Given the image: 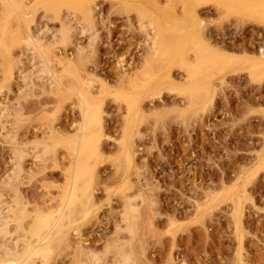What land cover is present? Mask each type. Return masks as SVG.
<instances>
[{
	"label": "rangeland",
	"instance_id": "1",
	"mask_svg": "<svg viewBox=\"0 0 264 264\" xmlns=\"http://www.w3.org/2000/svg\"><path fill=\"white\" fill-rule=\"evenodd\" d=\"M1 1L3 22L6 8ZM16 1L28 9L25 17L31 28L45 26L55 33L61 25L58 17L67 13L87 27L84 34L73 33L65 43L57 38L48 49V58L63 85L89 83L101 102L105 133L100 144L102 157L91 159L95 206L64 227L48 261L36 260V264H89L94 255L101 256L100 264H118L122 250L132 257L128 264H264V76H251L259 79L252 80L237 64L218 71L206 63L201 69L191 68L188 75L181 55L164 68L160 64L161 70L158 66L152 70L146 32L138 25L136 9L144 0H85L94 5L93 21L86 20L87 24L82 12L75 11V3L69 5L68 0H61L59 11L46 10L36 0ZM231 5L232 0H169L164 10L149 11L170 31L165 32L173 43L180 35L182 40L187 38L183 37L186 33L182 35L187 31L189 38L195 37L194 42L192 38L185 42H190V48L185 44L188 49L183 58L190 62L196 61L201 53L198 48L205 49L207 42L228 55L257 57L264 50V24L236 16ZM190 9L201 18L199 25L187 18ZM178 18L185 19L180 22ZM15 22L10 20L11 29V25L17 28ZM75 42L83 50L76 49ZM19 48L11 49L15 67L8 79L2 57L0 60V219L12 218L8 216L11 208L23 209L17 212L27 215L23 221L27 231L39 213L54 210L62 181V170L52 166V161H39L32 155L39 150L46 128L71 130L80 120V111L76 95L53 83L38 58L33 71L27 70L29 65ZM202 49L205 53L201 55L206 57ZM19 71H25L26 81ZM165 73L171 76V83L162 78ZM136 77H141V83L155 84L154 95L133 96L136 90L125 85ZM46 83L51 84V92L44 91ZM182 88L204 93H198L190 104ZM134 99L136 110L128 112ZM127 142L131 157L121 149ZM19 149L25 152L20 166L17 164L22 169L20 176L11 187L1 186L19 158ZM44 164L47 168L42 170ZM16 199L20 206L15 205ZM132 203L134 230L129 233L120 219ZM14 227L10 221L11 235L4 240L18 243L19 250L28 235ZM1 244L0 259L4 253Z\"/></svg>",
	"mask_w": 264,
	"mask_h": 264
},
{
	"label": "bare ground",
	"instance_id": "2",
	"mask_svg": "<svg viewBox=\"0 0 264 264\" xmlns=\"http://www.w3.org/2000/svg\"><path fill=\"white\" fill-rule=\"evenodd\" d=\"M144 1L145 3H140V5L138 4L136 7V9H139L138 12L140 13L139 20H138L139 24L138 23L137 24L139 25L141 29H143L146 32L145 43L148 46L149 57H150L149 59L151 62V64L149 63L148 65L150 66L153 64L152 70H154L156 66H158V69L161 70V68H159L161 67L160 64H162V68H164L163 67L164 65L166 66L168 63L171 64L173 59L175 61L177 56L181 55V57H179L180 62L186 66L184 68L188 72V75H189V72L191 71L190 70L191 68L201 69L203 65L206 63L209 65V67L215 68L218 71H221L228 65L237 64L241 66L243 69H246L247 73L249 72L248 74H250V76L248 77L250 78L251 76L257 77V76H260L261 74L262 75L258 78H261L262 76H264L263 75L264 74L263 73L264 72V50L263 48L261 52H259L260 50L258 51L259 55L257 57H246V56L238 57L236 55H233L231 52L229 53L230 55H228L227 54L228 52L226 51L227 52L226 53L225 51H223V49H219L220 47L217 48V50H215L209 44V42H207L210 46L207 43L206 44L208 46H206V44L204 43L203 45L205 49H202L203 47L198 48L200 50H197V52H201V53H199L200 57H199V54L197 53L198 56L196 55L195 57L196 61L190 62L189 60L183 58V55L185 54L186 49L190 48L189 47L190 42L185 43L187 40L192 38V37L189 38L190 32L187 31L188 34L187 32L182 33V35L186 33L185 36L183 35V37H186L188 35L187 37L188 39L183 38L184 40H182L181 39L182 36L180 35L181 38L179 37L177 39L178 41L176 40L178 45L177 43H173L172 42L173 40L171 41L168 38L170 35L166 33L170 31H167L166 29L164 30V27L161 21L159 20V18H157V16L154 14L152 15L149 11L150 8H153L159 11L164 10L167 7V1L169 0H165V1L163 0L164 2L161 0H144ZM1 3L6 8L5 19L3 20V22H0V60L2 57L1 62H4L2 67L5 73V79L6 78L8 79V77L11 74H13L12 72L15 67L11 59V49H13L14 46H17V47L19 46L22 51L21 53H23L24 56L26 57V63L29 65L30 70L29 69L27 70L29 72L33 71V68H35L37 63L45 65L44 66L45 69L48 70L52 78H54L55 80V81H52L51 79L53 83H57L60 86L62 85L61 87L64 88L63 91L76 95L77 97L76 99H77V103H78L79 111H80V120L78 124L71 130L69 129L66 131H58V129L57 128L55 129L52 125L49 128H46L47 130L45 129V137L41 138L42 141L39 142V150L35 152L34 155H32L35 157V159L38 157L39 161L46 162L50 160L52 161V166L58 168L59 170H62L61 171L62 181L60 183L61 185L58 186L56 200H55L56 205L54 206V210L52 212H49L48 214L39 213V215L36 216L32 220V222H30L29 227L26 231L24 228L25 223L23 224V221H24V218H26L25 216L27 215L18 214L17 210L19 211V213H21L23 209L22 211H20L16 207L18 206V204L19 206L21 205L20 202L16 199L17 200V204H15L16 205L15 207L17 208L16 211L14 210L15 208H11L12 210H10L9 209L10 206L7 207L9 211L10 212L12 211L13 213V216H12V213H10L11 216L8 215L9 217H12V218L10 219L2 218L3 220L0 219V222L2 221V223L0 224V244L3 243L1 244V247L6 245V243L8 244L10 242L9 239H8V242H5L7 235L9 234L8 227H9L10 221H14L16 230L17 229H19L20 231L25 230L26 232H24L23 235L25 236L26 234L28 235L26 236V238L28 237L27 239H25L26 241H24V239L23 240L21 239L24 242V246L23 247L20 246L19 250L17 248L19 246L18 243H17L18 245L15 243H12L13 244L12 245L11 243H9L10 246L9 245L4 246V248L1 249V251L3 250L4 253L1 256L0 264H36L37 262L36 260L38 261L41 260L40 263L41 262L46 263V261H48V258H50V254L53 250L54 243H57V241H60V238L62 236V235L60 236V233L64 230L63 228L75 222V220H77L80 215L85 216L88 213H90L92 208L95 206V203L93 204L94 198H93V193H92L94 189L93 188L94 181H92V176H93V170L95 169V165L91 163V159L92 158L99 159L102 157L101 154H103L100 149V144H102L101 143L102 138L105 136L104 135L105 133L103 132L104 125L102 122V106H101V102L97 101L98 98H96L95 95L92 93L89 83L84 82L85 80L77 82L76 84L72 83V86L63 85L62 84L63 82H61L60 77H57L53 71L54 69L53 70L51 69L53 67H51L52 64L50 66V60L48 58V51H50L48 49L50 48L52 44L54 45L57 38L62 43H65L70 40V37L73 33L74 35L84 34L85 30H87L86 29L87 27L85 28L83 26V23L78 22V20L74 21L73 19L74 16L72 15L73 17H71V13H67L68 11H66L67 14L65 15L63 14L61 15V17H58L59 20L61 21V25H60V28L57 29V31H55V33L48 32L47 28L45 29V26L43 27V29H41V27L39 28V26H36L35 29L32 27L33 28L32 30L30 26L31 23L29 24V21L25 17L26 14L28 13V9L26 7L22 6L17 1L15 2V0H2ZM36 3L39 5L41 4L40 6H43L46 10H53V11L59 6L61 7L63 5L61 0H36ZM68 3L69 5L75 3L73 5L74 9L75 11L82 12V15L84 16V21H83L84 23H86V20L87 22L93 21L94 5L90 4L88 1H85V0H68ZM168 4L171 5V3H168ZM66 6H68V4ZM71 9L73 10V7ZM229 9L231 12L235 13L236 16H239L241 18L243 17L242 19L245 18L246 21L264 24V0H232V5L230 6ZM191 10L192 9H190V11ZM58 11H59V8H58ZM180 18H182V16ZM187 18H190L189 20L193 21L195 24L198 23V25H199V22H201V18L198 17L195 10L189 12V17ZM10 20H13V22L16 21L15 23L17 24V28H13L12 25H11L12 29L10 28ZM183 20L179 19L178 21L182 22ZM41 34H43L42 37H41ZM167 34L169 35L168 37H167ZM88 36L90 38L91 35H88ZM202 37L203 36H201V38ZM194 38L195 37H193L191 40H193ZM89 42H91V40H88L87 44H90ZM180 42H182V44ZM193 42L191 41V43ZM185 44H187L188 48ZM75 47L79 51L83 50V48L80 45H78L77 42H75ZM201 49L203 51L206 50V53H207L206 57L204 56L205 54L201 55L202 53H205V52H202ZM219 50H221L222 52ZM177 52L179 54H176ZM174 53L176 55H174ZM171 56H176V57L172 58ZM201 56L202 57L204 56V57L202 58ZM36 59H37V63H34ZM153 66H155L154 69H153ZM23 72L25 71H19L18 74H19V77L22 78L21 80L26 81L27 76L23 75L22 74ZM148 76L150 77L151 75H148ZM140 78L141 77H139V80L137 77L131 78L129 79L128 83H126L125 85L126 89L131 88V89L136 90L135 93H133V96H141L142 94H153L154 91L157 90L155 87V84L150 83V82L141 83ZM162 78L166 82H170V83L172 82L171 76L169 75V73H165ZM77 79L79 80L78 76L75 78V80L77 81ZM141 79L144 80L145 79L144 76ZM251 79L256 80L257 78L256 79L251 78ZM257 80L259 81V79ZM87 82H91V81H87ZM220 83H221V80H220ZM195 84L197 85L198 83L195 81ZM50 85L47 84L45 86L46 88L43 86L45 88L44 90L45 92H51L52 87ZM182 91L184 92L183 94L186 93V96L188 95V98L190 99V104H191L194 98L196 96H199L198 91L200 90H197V89L195 90L192 88H182ZM20 93H22L21 90L19 91V94ZM201 93L203 94L204 92L201 91ZM124 95L127 96L129 94H124ZM136 102L137 100L134 99L132 100L131 103H129V106H128V101H127L126 110H127V106H128V112L134 109L136 110V107H137ZM121 149L126 153L127 157H131L130 145L128 144V142L123 143ZM24 153L25 152H22L19 149L18 154H16V156L18 155L17 157L19 158L15 156L17 158L16 159L17 161L15 160L16 162L14 161L11 164V168L9 169V172H7L8 174L5 177V179L1 182V186L11 187L13 185L14 180L16 181V179L20 176V171L22 169L20 167L17 168V164L18 165L20 164L19 163L20 158L24 155ZM123 156L125 155L123 154ZM45 168H47L46 164L42 166V170H45ZM235 201H237V205H235L234 203V205L236 206L235 213H237V211H239L237 210V206L239 203L237 199H235ZM11 203H14V202H11ZM132 205L133 203L128 205L131 207V209L129 207V210L127 211L124 210L125 213L124 215H122V218L120 219L122 222L125 223V225L123 224L125 227L118 225L119 228L123 227L129 233H132L134 230V224L132 223L133 224V227H132L131 219H134L135 217L134 216L135 214L133 215V210H132L134 208L133 206L135 205L133 206ZM19 208L21 209L22 206ZM134 212H135V209H134ZM235 213H234V216H235ZM1 215L3 214L0 213V216ZM237 216H238V213H237ZM239 216H240V212H239ZM235 221H237V219H235ZM18 234L19 232L17 231V235ZM9 235H11V233ZM9 237L11 238V236ZM21 238L23 237L21 236ZM32 239L33 241H30ZM18 240H16V242ZM118 254L120 257V259L117 258L119 260L118 264H128L132 258L130 254L123 252V250L122 252ZM98 257L97 255L90 257L91 260L90 258L88 259L89 264H100L101 256L99 258ZM83 259H86V258H83Z\"/></svg>",
	"mask_w": 264,
	"mask_h": 264
}]
</instances>
